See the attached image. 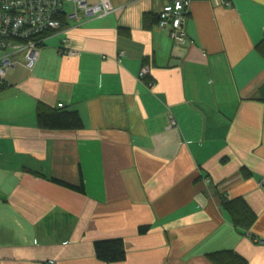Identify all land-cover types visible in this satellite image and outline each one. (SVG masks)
<instances>
[{
  "label": "crops",
  "instance_id": "0c3cea01",
  "mask_svg": "<svg viewBox=\"0 0 264 264\" xmlns=\"http://www.w3.org/2000/svg\"><path fill=\"white\" fill-rule=\"evenodd\" d=\"M189 1L183 46L144 25L171 0H112L108 17L45 37L32 71H8L0 264H103L93 244L115 239L118 264H212L218 252L264 264V0ZM39 104L83 128L39 129ZM221 195L256 215L248 231Z\"/></svg>",
  "mask_w": 264,
  "mask_h": 264
},
{
  "label": "built area",
  "instance_id": "2783aa9c",
  "mask_svg": "<svg viewBox=\"0 0 264 264\" xmlns=\"http://www.w3.org/2000/svg\"><path fill=\"white\" fill-rule=\"evenodd\" d=\"M111 1L0 0V84L5 82L9 70L20 65V61L26 70L34 69L45 37L114 13L116 9ZM189 5V0H171L158 17L157 26L168 29L169 38L177 46H183L188 41L185 26ZM225 5L229 6L230 2ZM61 53L67 56L76 54L65 48ZM149 76V67H142L138 79L143 81ZM148 86H152L150 81ZM173 126L175 122L171 119L169 128ZM47 264L56 263L49 261Z\"/></svg>",
  "mask_w": 264,
  "mask_h": 264
},
{
  "label": "trees",
  "instance_id": "16d2710c",
  "mask_svg": "<svg viewBox=\"0 0 264 264\" xmlns=\"http://www.w3.org/2000/svg\"><path fill=\"white\" fill-rule=\"evenodd\" d=\"M144 25L148 29L158 25V17L146 15L144 17ZM255 50L264 59V39L256 45ZM5 87V82L0 84V91L5 89ZM36 125L41 130L55 132L78 131L83 128L76 112H66L43 104H39L36 108ZM53 181L76 192L84 193L82 184L79 187H73L60 181ZM220 201L233 226L243 231H248L255 222L256 215L247 206L246 202L242 199L232 200L225 195L220 196ZM148 230V227H140L138 233L143 235ZM93 250L95 258L103 264H118L126 259L125 245L121 239L97 241L93 244ZM207 259L212 264H247L243 258L231 252L213 253L207 255Z\"/></svg>",
  "mask_w": 264,
  "mask_h": 264
},
{
  "label": "rangeland",
  "instance_id": "374dc122",
  "mask_svg": "<svg viewBox=\"0 0 264 264\" xmlns=\"http://www.w3.org/2000/svg\"><path fill=\"white\" fill-rule=\"evenodd\" d=\"M0 56H1V54H0ZM10 71V70H9Z\"/></svg>",
  "mask_w": 264,
  "mask_h": 264
}]
</instances>
